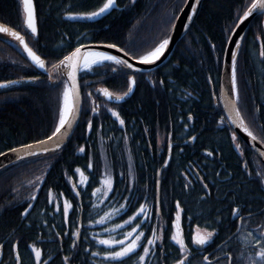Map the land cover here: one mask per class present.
Returning a JSON list of instances; mask_svg holds the SVG:
<instances>
[{
  "label": "trees",
  "instance_id": "trees-1",
  "mask_svg": "<svg viewBox=\"0 0 264 264\" xmlns=\"http://www.w3.org/2000/svg\"><path fill=\"white\" fill-rule=\"evenodd\" d=\"M104 2L35 0L38 34L32 36L25 27L19 0H0V22L25 35L52 72L49 77L35 69L18 42L0 34V82L36 78L29 85L0 91V153L45 139L54 131L66 80L53 65L79 45L97 42L117 44L139 58L168 37L186 0H118L123 7L120 11L113 10L104 19L89 24L81 20L82 14L97 11ZM250 3L251 0H203L194 25L179 40L172 57L154 72L138 75L132 97L112 109L125 121L123 125L111 111L84 115L62 149L0 171V264H17V252L21 264H35L33 246L41 250V260L48 264H116L104 259L105 246L97 244L93 237L123 239L122 233L131 231V227L120 229L116 225L124 224L141 204L150 209V219L139 230L150 237L151 228L162 225L164 229L163 240L157 242L162 247L152 249L147 264H175L188 253V264H209L202 249L192 241L197 229H216L217 238L225 240L233 230V210L244 214L263 209L264 165L239 137L232 139L235 133L226 120L221 123L224 112L212 95V91L219 93L222 59L230 35ZM69 15L77 18L70 19ZM243 38L237 57L238 105L249 128L264 142V14L254 19ZM121 83L119 92L127 88L126 79V88ZM188 113L195 116L194 123L189 122ZM189 124L195 125L191 128ZM199 130L197 151L175 147L169 166L162 169L168 141H179L178 134L185 138ZM158 132L163 137L158 138ZM200 148L212 151L213 158L203 155ZM77 168L87 177L83 185ZM108 176L113 191L107 198L92 196L97 188L105 190L101 180ZM157 181L161 209L158 215ZM74 183L79 185L83 211L75 248L72 243L76 238L71 233L79 228L81 208ZM65 201L72 204L67 223L62 215ZM177 202L187 247L183 254L171 241ZM57 204L60 211L56 210ZM125 204L129 208L126 213L113 214L105 224L95 223L106 212L113 213ZM256 216L261 223L252 227L262 224L264 229V215ZM112 229L115 230L108 231ZM262 234L264 231L248 241L258 245ZM220 243L217 240L204 251ZM12 245L18 247L14 249ZM253 247L236 237L219 250L232 255L231 264H249L256 249H245ZM137 251L142 254V249ZM93 252L101 254L93 256ZM65 257L69 260L65 261ZM137 259L126 258L125 264ZM226 261L216 259L210 264H227Z\"/></svg>",
  "mask_w": 264,
  "mask_h": 264
},
{
  "label": "snow or ice",
  "instance_id": "snow-or-ice-1",
  "mask_svg": "<svg viewBox=\"0 0 264 264\" xmlns=\"http://www.w3.org/2000/svg\"><path fill=\"white\" fill-rule=\"evenodd\" d=\"M197 5H199L200 0H196ZM19 4L22 6V11L25 16L24 24L26 25V28L30 30L32 36H36L38 29H37V14L36 9L34 5V0H19ZM116 6V0H106V2L103 3L101 7L97 11H91L85 14H82L80 18H86V19H93L95 17H98L105 12H108L109 10L113 9ZM187 6V4H186ZM197 11L196 8H192L193 14H195ZM264 13V0H251V3L246 7V9L243 12V16L238 17L239 24L236 25L238 28L240 24H242L248 17L252 16L254 13ZM70 19L77 18L76 16L69 15ZM189 21L192 20V16L187 17ZM173 29L175 28V24L172 25ZM0 33H4L12 37L16 42H18L19 45L23 47L24 52L27 53L28 57L32 60V62L39 67L40 69L45 68V62L39 55L36 54V52L33 51L32 48L28 46V43L25 41V37L21 35L19 32L12 30L9 27H5L3 25H0ZM243 39V38H241ZM170 44V38H164L152 51L147 52L145 55L140 56L137 60V63L141 65H150L155 63L156 61L160 60V58L165 54V51L168 49ZM236 48L239 49L241 47L240 43H236ZM108 48H117V45L115 44H108L106 45ZM118 51H123L124 56L128 57L129 53L127 51H124L123 49H118ZM261 55H264V51H261ZM87 57H91V59H88ZM78 60H83V64L81 65L78 63ZM105 61H110L112 64L116 65L118 68L121 69H128L129 72L124 73L126 76V82H127V91L123 92L122 95H115L116 100H123L124 97L128 96L129 93L133 91V88L137 84L135 73L141 72L142 69L139 67L134 66V64L130 63L128 59H122L115 55H110L103 51H89L86 54L81 52V48L77 47L74 52H72L69 55L64 56V58L60 61L59 65H53L54 68L63 67L66 72L67 80L63 82V91H62V103L59 108V118L57 126L55 127L54 131L50 136H48L45 140H39L35 144H24L22 145V148L24 152L28 156L36 155L35 149L39 147L42 152L47 153L49 151L55 152L56 150L60 149L62 147V141L66 138L68 135V130L73 127V124L75 123L77 116L80 112V91H79V85L77 83V72L80 68L91 70L93 65H99L102 64ZM231 94L236 97V101L239 100V90H238V84H237V53L233 52L231 54ZM113 72L117 71V68L112 69ZM35 79V78H34ZM18 81H11L10 83H17ZM0 87H7L6 84H0ZM104 96L108 97V99H113L114 94L109 92L108 89H101L100 90ZM89 96H91V93H89ZM225 109L229 112V116L226 118L227 121H230L232 124H236L239 120L240 123L238 127H243L244 131L247 133L249 138L253 141L256 140V137L253 135L252 132L248 131V129L244 126L243 120L241 119V114L236 107V102L229 99L225 103ZM92 111L95 113L97 111L96 107L92 108ZM111 111L112 116H114L117 120H119L120 124L123 125L125 121L120 118V115L118 112ZM234 113V115H232ZM191 118V117H190ZM225 122V118H221V123ZM92 130V121H88V131ZM232 139L235 141L236 136L233 134ZM49 142H52L49 144ZM237 150L240 149V145H236ZM81 152L84 151L83 148L80 149ZM11 152L19 154L20 149L13 148L11 149ZM211 154V153H210ZM0 155H4V153H0ZM20 159H23V156L19 157ZM88 167H91V164L88 165ZM131 168V166H129ZM76 172L80 174L82 179L80 180V185H83L87 182V177L84 176V173L81 172L79 168L76 169ZM107 175V174H106ZM131 175V171H130ZM39 179V178H38ZM262 182H264V177H262ZM101 184L104 186V191H102L101 188L95 189L93 191L92 196L97 197L98 199L102 196L104 198L108 197V193L113 191L112 188V179L110 176L108 178L101 180ZM157 184L159 182L157 181ZM79 185H74L73 187L76 188ZM131 191V189H128ZM99 194V195H98ZM62 195V194H61ZM80 195L79 192H76V196L78 197ZM36 197L33 196L32 199H35ZM53 202V201H49ZM159 198L157 197V215L159 214ZM31 207V205H29ZM93 207H96L95 203L93 204ZM176 208L178 209L175 217V221L173 222V228L175 229V232L171 235V241L175 242L176 245L179 246V251L183 254L187 251V247L185 244L184 239L182 238V229L180 225L181 215H180V204L177 202ZM56 210L60 211V205H56ZM72 210V204L68 201H65L62 208V215L64 218V222H68L69 212ZM129 210L127 204L121 205L119 209H114L113 213H105L104 216H101L99 220H96L95 223L97 224H105L107 221L111 220L112 215H120L124 214ZM150 209L146 207L144 204H141L139 206V209L130 216L127 220L124 221V224H118L116 225V228L123 229L125 226H130L131 231H127L122 233L123 239H115L114 237H109L107 239H97L96 237H93V239L96 240V243L99 245L105 246V252H104V259L107 261L116 262V264H125L126 258L128 260H131L133 256L138 257L136 261L133 262V264H147V257L150 253H152V249L155 247H162V245H158V241L163 240V226L160 225L158 227H153L150 229L151 236L146 237L145 232L143 230H139L142 228V226L145 225V222L150 219L149 215ZM233 214H237V210H233ZM140 217H143V219H139ZM115 229L108 230V231H114ZM67 234V233H65ZM73 237L76 239L73 240L72 247L75 248L76 240L80 238V230L79 228H76L75 231L71 233ZM213 236L212 232H208L207 237L199 235V230H197V234L192 237L193 243L198 246L202 247L209 243ZM146 241V244L144 243ZM12 247L15 249L18 246L12 245ZM0 248H3V245H0ZM142 249V254H140L137 250ZM32 252L35 256V264H48V262L41 260V250L36 247H32ZM100 252H93V256L100 255ZM253 257L250 259L249 264H264V234H262L261 242L257 245L256 250L253 252ZM17 264H21V258L17 252V255L15 257ZM65 261L69 260V257L64 258ZM204 260L207 261L208 257L205 256ZM176 264H188V257L187 256H181V258H178L176 260ZM210 264V262H209ZM229 264H231V258L229 257Z\"/></svg>",
  "mask_w": 264,
  "mask_h": 264
},
{
  "label": "water",
  "instance_id": "water-1",
  "mask_svg": "<svg viewBox=\"0 0 264 264\" xmlns=\"http://www.w3.org/2000/svg\"><path fill=\"white\" fill-rule=\"evenodd\" d=\"M116 1H118V0H116ZM202 3H203V0H200L199 5H197L196 0H186V3L183 6V9H181V11H180L177 19H175L176 20L175 23H174L175 24V28L174 29L172 28V30H171V34H170V37H169L170 38V44H169L168 49L165 51V54L160 58V60L156 61L153 64H150V65H141V64L137 63V59H134L131 56L125 57L123 51H118V49H122L119 46H117V48L108 49L106 47V45H108V44L93 43V44H90V45L89 44H86V45H82V46H79V47L81 48V52L82 53H86L87 51H92V50L110 52L111 55L118 56V57H120L122 59H128L130 63L134 64V66L141 68L142 69L141 72H143V73L144 72H150V71L154 70L155 68H157V66L160 64V62H163L164 60H167L168 58H170V56L174 52V50L176 48V45L179 42V40H181V38L189 31V29L195 23L196 18H197L198 14H199V11H200V8H201ZM186 4H187V6H186ZM192 8H196L197 9V11H196L195 14H193ZM115 9H119V10L121 9L118 6L117 2H116V6L113 9L109 10L108 12H105L104 14H102V15H100L98 17H95L93 19L82 18V20L84 22H88V23L89 22H97V21H100V20L104 19L107 15H109V13H111ZM263 14L264 13H260V12L254 13L252 16L248 17V19H246L242 24H240V26L238 28L235 26L234 27V30L232 31V33L230 35V38H229V41H228V44H227V47H226V50H225V53H224V59H222L223 60V72H222V77H221V80H220L221 81V89H222V95H221V101L220 102H222V106H223V109H224V112H225L226 117L229 116V112L225 109V103L229 99H231V100H233V101L236 102V107L238 108V110L240 112L238 103L236 101V97L231 94V71H232L231 54L233 52H236L237 53V56H238V52H239V49L240 48L239 49L236 48V46H235L236 43H240V45L242 44V41L244 39L243 37H245L246 33L248 32L249 26L252 24V22L254 21V19L258 15H263ZM189 16H192V20L191 21H189L187 19V17H189ZM239 23L240 22L238 21L237 24H239ZM0 25H3L5 27L11 28L9 25H7V24L4 25V23H2V22H0ZM25 27H26V25H25ZM11 29L14 30V31H17L16 28L15 29L14 28H11ZM37 29H38V27H37ZM17 32H19V31H17ZM19 33L21 35H23L21 32H19ZM0 34H4V33H0ZM37 34H38V32H37ZM4 35H7V34H4ZM7 36H9V35H7ZM23 36L25 37V35H23ZM241 38H243V39H241ZM25 41H26V43H28L26 37H25ZM28 46L30 47L29 44H28ZM22 49H23V47H22ZM74 51H72V52H74ZM24 53H25L28 61L34 67H36L37 69H39L41 72L50 75V70H48V68H47V63H46L45 59L41 58L45 62V68L44 69H40L39 67H37L32 62V60L28 57L27 53L26 52H24ZM71 53H69V54H71ZM81 61L82 60H78V63L81 64ZM59 64H60V62L57 63L56 65H59ZM59 68L61 69V71H62L63 75L65 76V78H67V76L65 74L66 70L62 66L59 67ZM79 75H80V69L77 72V83H78V85L80 87ZM35 80L36 79H34V78L27 77V78H21V79H18V80L17 79H14V80H8V81H5V82H1L0 84H6L7 87H0V91H3V90H7L8 91V89H11V88H14V87L29 85L30 83L35 82ZM11 81H18V82L17 83H10ZM135 87L133 88V91L131 93H129L128 96L124 97L123 100H116L115 99V95L113 96V99H109V100H111L113 102H116V103L124 102L128 98H130V95H132L134 93ZM240 114H241V112H240ZM232 115H234V113ZM79 119H80V117L77 116V119H76L75 123L73 124V127L68 130V135L62 141V147L61 148H63L69 142L68 140L71 139L72 135L75 132V129L77 128V125L79 123ZM241 119L243 120L244 126L248 129V131H250V129L246 125V122H244L245 120L243 119L242 115H241ZM229 123L234 128V130L236 131V133H238L239 136L245 141V143H247L255 151L254 153H256L259 156V158L261 159V161L264 163V142H262L259 138H257L254 133H253V135L256 137V140L255 141L251 140L249 138V136L247 135V133L244 131V128L243 127H238V125L240 123L239 120L237 121L236 124H232L230 121H229ZM196 138H197V135H195L194 137H192L191 138V142L192 143H195ZM45 139H42V140H45ZM36 142H32L30 144H35ZM51 143L52 142H49V144H51ZM178 144L179 143H171L168 146L169 147V154H168V157H167V161L164 164V167H167L168 164H169V162H170V160H171V157L170 156L172 154V148L174 147V145H178ZM16 149H20L19 154L13 153L10 150H8V151L4 152V155H0V171L3 168H5L6 166L11 165L12 163H15L17 161H20V160L22 161L23 159H26V158H29V157H33V156H37V155H40L42 153L45 154L44 152L41 151V149L39 147H37L35 149V151H36L37 154L36 155H33V156H28L24 152L22 146L16 147ZM60 149H58V150H60ZM50 152H52V151H49L47 153H50ZM204 154H206L209 157H212V155L210 154V152L204 151ZM20 156H23L24 158L23 159H20L19 158ZM158 198L160 199L159 195H158ZM81 229H82V226L80 225L79 230L81 231ZM182 238L184 239L183 231H182ZM206 245H204V246H206ZM1 249L2 248H0V254L2 252Z\"/></svg>",
  "mask_w": 264,
  "mask_h": 264
},
{
  "label": "flooded vegetation",
  "instance_id": "flooded-vegetation-1",
  "mask_svg": "<svg viewBox=\"0 0 264 264\" xmlns=\"http://www.w3.org/2000/svg\"><path fill=\"white\" fill-rule=\"evenodd\" d=\"M102 44H110L109 42H100ZM108 48V47H107ZM124 49V47H122ZM112 49V48H108ZM125 50V49H124ZM126 51V50H125ZM165 61L160 62V64L157 66L160 67L161 65L164 64ZM117 68V71L113 72L112 69ZM157 68L155 70H157ZM61 70V69H60ZM155 70L151 71L154 72ZM129 72L128 69H121L118 68L116 65L112 64L110 61H106L100 65H97L96 67H92L91 70L84 69L82 68V72L80 74V112L78 116L83 118L84 115H99L102 114L104 111L109 112V109H115L117 108L116 106L119 105V103L113 102L109 100L106 96L103 95V93L100 91L101 89H108L109 92L115 93V94H123V92L127 91V88L124 86L125 85V79L126 76L124 73ZM148 72V73H151ZM147 72H138L135 73L136 80L138 75H147ZM119 82H122L123 88H126L124 91L119 92ZM137 86V85H136ZM136 89V87H135ZM135 92V91H134ZM89 93H91V96H89ZM134 94V93H133ZM132 94V95H133ZM132 96L130 95V98ZM128 98L125 103L130 99ZM96 107L97 111L94 113L92 111V108ZM80 122V121H79ZM262 224L258 225L254 229L253 227L247 228L243 231L242 236L244 238L247 237H253V235L258 236V233L261 231ZM208 232H212L213 236L211 240L209 241V244L207 247H209L213 242L219 240L221 241L220 245L217 246L216 248H210V250L204 251L206 248L202 249L201 254L205 255L208 257L209 262H214L216 259H220L222 256H229L232 259V255L228 252L221 253V246L229 241L232 237H235L231 231L228 233H231V235L226 238L225 240H222V238H217L218 231L216 229L209 230ZM204 237H207V234ZM197 232L193 234L196 235ZM201 235V233H199ZM202 236V235H201ZM229 259V258H228ZM227 259V261H229ZM229 264V263H228Z\"/></svg>",
  "mask_w": 264,
  "mask_h": 264
},
{
  "label": "bare ground",
  "instance_id": "bare-ground-1",
  "mask_svg": "<svg viewBox=\"0 0 264 264\" xmlns=\"http://www.w3.org/2000/svg\"><path fill=\"white\" fill-rule=\"evenodd\" d=\"M34 3H35V0H34ZM34 5H37L36 3L34 4ZM37 6H35V9H36V14H37V8H36ZM194 25V24H193ZM191 29V28H190ZM188 33V32H187ZM186 33V34H187ZM185 34V35H186ZM184 35V36H185ZM183 36V37H184ZM182 37V38H183ZM181 38V39H182ZM180 42V41H179ZM178 42V43H179ZM178 43H177V45H178ZM177 45H176V47H177ZM176 49V48H175ZM94 51H97V50H93V52ZM175 51V50H174ZM89 52V51H88ZM104 52V51H103ZM87 53V52H86ZM85 53V54H86ZM106 53H108V54H110L111 55V53H109V52H106ZM174 53V52H173ZM173 53H172V55H173ZM172 55L170 56V58L172 57ZM88 59H91V57H87ZM170 58H168V60L170 59ZM167 60V61H168ZM82 64H83V60H82ZM81 72H82V69H81ZM222 72H223V69H222ZM46 76H49L50 77V75H48V74H45ZM222 77V76H221ZM36 81V80H35ZM122 84V83H121ZM18 87H22V86H18ZM18 87H14V88H18ZM213 92V98H214V102H215V104H216V101L221 97V95H222V89H221V86H220V89H219V93L218 94H216L214 91H212ZM183 100V99H182ZM184 102V101H183ZM216 105H219V102L216 104ZM189 115H188V120H189V122L190 123H194L195 122V120H196V118H195V116L193 115V113H188ZM191 117V118H190ZM173 123V122H172ZM190 125V127L191 128H193V126L195 125V124H189ZM200 132V130L198 131V132H196V133H194V134H198ZM194 134H191V136H187V137H185V138H183L182 136H179V134H178V137L177 138H179V137H181V139H179V144H178V147H180V148H182V149H184V147H189V148H191L192 149V152H195V151H197V148H195L196 147V142L195 143H192L191 142V137L194 135ZM187 135V134H186ZM158 138H161V137H163V133H159L158 132V136H157ZM263 142V141H262ZM250 147V146H249ZM251 148V147H250ZM199 149V148H198ZM252 149V148H251ZM253 150V149H252ZM11 151V150H10ZM200 151H201V148H200ZM204 151H207V150H202L201 152H202V154L203 155H205V156H207L206 154H204ZM6 152V151H5ZM4 153V152H3ZM38 156V155H37ZM34 157H36V156H34ZM29 158H32V157H29ZM29 158H27V159H29ZM26 159V160H27ZM4 169V168H3ZM2 169V170H3ZM262 198V200H264V197H261ZM82 199H79V205H80V208H81V216H80V219H79V224L81 225L82 224V213H83V211H82ZM237 210V209H236ZM238 212H237V214H236V216H235V220L234 219H232L231 218V222H233L234 223V226H233V228H231V229H233L232 231H231V233H233V235H235V237H232V238H236V237H238V238H240V240H242V242L245 244H251V245H253V246H255V247H253V248H247V249H245V252H251V250H254V249H256V247H257V243H255V242H251V241H248V240H246L243 236H242V233H243V231L245 230V229H247V228H251L252 226H253V224H257V223H261V219L259 218V217H257L256 215H259V216H263L264 215V207H263V209H261V210H259V211H257L256 213H253V212H248V213H244V214H242L239 210H237ZM246 212V211H245ZM212 216V215H211ZM213 217H214V215H213ZM252 219H255V221L254 220H252ZM249 220H252V221H249ZM257 221V222H256ZM78 224V225H79ZM80 225H79V227H80ZM82 226V225H81ZM182 228V227H181ZM183 230V229H182ZM231 235V234H230ZM251 249V250H250ZM184 256H187L188 258H189V256H190V254L188 253V254H186V255H184ZM229 258V256H222L220 259H228ZM229 260V259H228ZM226 263L228 264L229 263V261H226ZM176 264V263H175Z\"/></svg>",
  "mask_w": 264,
  "mask_h": 264
},
{
  "label": "rangeland",
  "instance_id": "rangeland-1",
  "mask_svg": "<svg viewBox=\"0 0 264 264\" xmlns=\"http://www.w3.org/2000/svg\"><path fill=\"white\" fill-rule=\"evenodd\" d=\"M72 16H76V15H72ZM199 232L201 233L202 236H206V232H204V231H199Z\"/></svg>",
  "mask_w": 264,
  "mask_h": 264
}]
</instances>
